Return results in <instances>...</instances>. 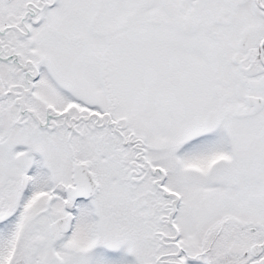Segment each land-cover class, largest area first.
<instances>
[{"label":"snow or ice","instance_id":"1","mask_svg":"<svg viewBox=\"0 0 264 264\" xmlns=\"http://www.w3.org/2000/svg\"><path fill=\"white\" fill-rule=\"evenodd\" d=\"M0 264H264V0H0Z\"/></svg>","mask_w":264,"mask_h":264}]
</instances>
